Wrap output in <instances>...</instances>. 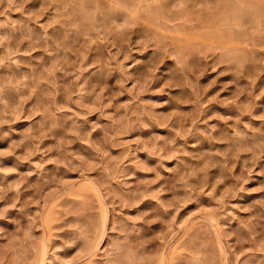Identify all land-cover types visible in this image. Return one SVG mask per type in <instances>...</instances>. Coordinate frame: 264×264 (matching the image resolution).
<instances>
[{
  "label": "rangeland",
  "instance_id": "obj_1",
  "mask_svg": "<svg viewBox=\"0 0 264 264\" xmlns=\"http://www.w3.org/2000/svg\"><path fill=\"white\" fill-rule=\"evenodd\" d=\"M40 263L264 264V0H0V264Z\"/></svg>",
  "mask_w": 264,
  "mask_h": 264
},
{
  "label": "bare ground",
  "instance_id": "obj_2",
  "mask_svg": "<svg viewBox=\"0 0 264 264\" xmlns=\"http://www.w3.org/2000/svg\"><path fill=\"white\" fill-rule=\"evenodd\" d=\"M216 1H217V0H216ZM238 1H239V0H238ZM243 1H244V0H243ZM257 1H259V0H257ZM88 3H89V2H88ZM210 3H211V2H210ZM262 3H263V2H262ZM90 4H91V3H90ZM222 6H223V5H222ZM225 7H226V5H225ZM222 8H223V7H222ZM227 8H228V7H227ZM228 9H229V8H228ZM241 12H242V11H241ZM250 12H251V10H250ZM229 13H230V12H229ZM234 13H235V11H234ZM251 13H252V12H251ZM256 13H257V12H256ZM235 14H236V13H235ZM260 14H261V13H260ZM253 15H254V14H253ZM257 15H258V14H257ZM261 16H262V15H261ZM238 17H239V16H238ZM235 18H236V17H235ZM239 18H240V17H239ZM247 18H248V17H247ZM231 19H233V18H231ZM222 20H223V19H222ZM260 20H261V19H260ZM237 21H238V20H237ZM237 21H236V22H237ZM222 22H223V21H222ZM210 23H211V22H210ZM213 23H214V20H213ZM229 23H230V22H229ZM220 25H221V24H220ZM230 25H231V24H230ZM233 25H235V24H233ZM233 25H232V26H233ZM209 26H210V25H209ZM213 26H214V25H213ZM247 26H248V25H247ZM238 27H241V26H238ZM207 28H208V27H207ZM209 28H210V27H209ZM218 28H219V27H218ZM221 29H222V28H221ZM208 30H209V29H208ZM229 30H230V29H229ZM246 30H247V28H246ZM257 30H258V29H257ZM206 33H207V32H206ZM229 33H230V32H229ZM229 33H228V34H229ZM236 33H237V32H236ZM238 33H239V32H238ZM224 34H225V33H224ZM228 34H227V35H228ZM252 34H253V33H252ZM211 35H212V34H211ZM230 35H231V34H230ZM248 35H249V34H248ZM244 36H246V35H244ZM230 38H231V36H230ZM232 38H233V36H232ZM211 39H212V38H211ZM244 40H246V39H244ZM244 40H243V41H244ZM188 42H190V41H188ZM233 42H234V41H233ZM235 43H236V42H235ZM243 43H244V42H243ZM179 44H180V43H179ZM234 45H235V44H234ZM179 46H180V45H179ZM236 46H237V45H236ZM236 46H234V47H236ZM242 47H243V46H242ZM234 53H235V52H234ZM244 53H246V52H244ZM240 55H241V54H240ZM240 55H239V56H240ZM236 60H237V59H236ZM40 264H41V263H40Z\"/></svg>",
  "mask_w": 264,
  "mask_h": 264
}]
</instances>
